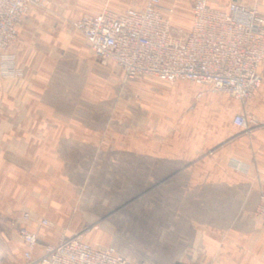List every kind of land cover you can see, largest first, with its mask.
Masks as SVG:
<instances>
[{"label": "crops", "instance_id": "1", "mask_svg": "<svg viewBox=\"0 0 264 264\" xmlns=\"http://www.w3.org/2000/svg\"><path fill=\"white\" fill-rule=\"evenodd\" d=\"M181 1L163 4L187 30L175 22ZM79 2L29 11L13 48L25 74L0 77V264L24 260L20 228L38 234L35 255L65 233L141 264H264V62L246 106L191 81H122L74 29ZM244 3L264 13V0ZM239 114L248 130L235 125Z\"/></svg>", "mask_w": 264, "mask_h": 264}, {"label": "built area", "instance_id": "2", "mask_svg": "<svg viewBox=\"0 0 264 264\" xmlns=\"http://www.w3.org/2000/svg\"><path fill=\"white\" fill-rule=\"evenodd\" d=\"M49 0H0V77L20 79L16 46L20 27L34 8ZM175 10L163 0H147L143 10H105L85 14L73 23L82 32L103 65L114 63L128 78L152 76L173 83L179 80L205 86L212 93H226L246 106L261 87L264 62V16L244 0H229L226 9L210 0H193L192 26L185 30L172 20ZM250 118L239 114L234 123L248 130ZM239 161L236 169L241 170ZM264 225V202L257 209ZM25 218L29 214L24 215ZM48 225L47 220L43 221ZM27 246L25 264H141L118 253L115 247L93 246L82 235L64 236L35 255L38 234L20 228Z\"/></svg>", "mask_w": 264, "mask_h": 264}, {"label": "rangeland", "instance_id": "3", "mask_svg": "<svg viewBox=\"0 0 264 264\" xmlns=\"http://www.w3.org/2000/svg\"><path fill=\"white\" fill-rule=\"evenodd\" d=\"M96 1H98V0H80L79 5L78 6H74L70 10L73 12V15L75 17H77V16H83L85 14H96L98 12L100 13V12L105 11V10H116V8H111V7H106V8H103V9H101L99 7H96L94 5ZM181 4L182 5L179 8H177V16L175 17V22L178 25H182V26L188 27L187 30H189V26L191 25V4L192 3H191V0H182L181 1ZM164 6L165 7H168V5H165V4H164ZM253 6H257V5H253ZM34 9H44V8H34ZM34 9H32V10H34ZM100 9H101V11H99ZM258 9H259V7H258ZM259 11H260V9H259ZM260 13L264 16V13H262L261 11H260ZM176 27H178V26H176ZM74 29H76V28H74ZM77 31L85 39L84 35L79 30H77ZM93 55H94V58L99 63H101L98 60V58L95 56L94 53H93ZM110 65H111V63H110ZM121 78H122V81H127V80H130V79H134V78H128L123 72H122ZM10 80H17V79H10ZM110 117H112V116H110ZM111 130H112V118H110V120H108V126L105 128L104 135L102 137H100L99 140H98V144H99L98 146L99 147H106V146H103V145H106L104 143L107 142L106 140L109 137V131H111ZM58 141H59V138H58ZM257 214H258V212H257ZM45 220H47V219H45ZM64 236H67V235L64 233V234H62V237H64ZM26 250H27V246H26ZM17 263L18 264H25V260L22 259L20 261H17V262L15 261L14 262V264H17Z\"/></svg>", "mask_w": 264, "mask_h": 264}, {"label": "bare ground", "instance_id": "4", "mask_svg": "<svg viewBox=\"0 0 264 264\" xmlns=\"http://www.w3.org/2000/svg\"><path fill=\"white\" fill-rule=\"evenodd\" d=\"M216 8V7H215ZM82 33V32H81Z\"/></svg>", "mask_w": 264, "mask_h": 264}]
</instances>
